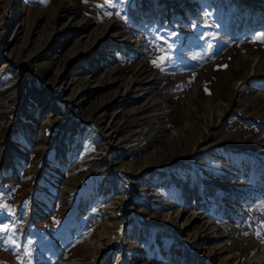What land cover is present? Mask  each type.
Segmentation results:
<instances>
[{
    "label": "rangeland",
    "instance_id": "1",
    "mask_svg": "<svg viewBox=\"0 0 264 264\" xmlns=\"http://www.w3.org/2000/svg\"><path fill=\"white\" fill-rule=\"evenodd\" d=\"M70 1L0 0V264H264V0Z\"/></svg>",
    "mask_w": 264,
    "mask_h": 264
},
{
    "label": "bare ground",
    "instance_id": "2",
    "mask_svg": "<svg viewBox=\"0 0 264 264\" xmlns=\"http://www.w3.org/2000/svg\"><path fill=\"white\" fill-rule=\"evenodd\" d=\"M70 3H71V1L70 0H65V6L67 5H70ZM259 3H261V1H259ZM262 5H264V1L261 3ZM64 6V7H65ZM259 9H257V11L259 12V15H258V18H260V19H262L261 21H263V19H264V16L263 15H260L261 13H263V11H264V8H262V7H258ZM24 40H25V42H28L27 40H28V37L27 36H25L24 37ZM131 44V45H130ZM128 45H130L131 47H133L134 45H132V43L131 42H129V44ZM138 46V45H137ZM130 51H132V50H130ZM90 52H92V51H90ZM125 52H126V50H125ZM136 53H138L137 51H135ZM135 53V54H136ZM114 242V240H112V241H109V242H107V244H105V245H99V246H97L98 244L96 243L95 245H93L96 249H99L98 251L99 252H101L102 254H100L99 255V257H98V255L96 256V255H94L95 256V258L94 259H99V258H103V255H104V253H108V252H110L111 250H112V243ZM99 264V263H98Z\"/></svg>",
    "mask_w": 264,
    "mask_h": 264
},
{
    "label": "snow or ice",
    "instance_id": "3",
    "mask_svg": "<svg viewBox=\"0 0 264 264\" xmlns=\"http://www.w3.org/2000/svg\"><path fill=\"white\" fill-rule=\"evenodd\" d=\"M257 40L261 43H264V35L257 37ZM168 47L170 48L171 46L169 45ZM209 47H211V45H209ZM162 62H163V58H162ZM153 64L154 66L161 67V64H158L156 61H153Z\"/></svg>",
    "mask_w": 264,
    "mask_h": 264
}]
</instances>
